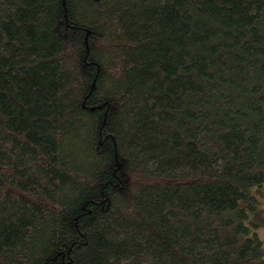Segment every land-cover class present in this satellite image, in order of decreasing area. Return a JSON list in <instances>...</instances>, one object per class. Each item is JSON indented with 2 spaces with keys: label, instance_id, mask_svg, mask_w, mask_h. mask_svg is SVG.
Listing matches in <instances>:
<instances>
[{
  "label": "trees",
  "instance_id": "trees-1",
  "mask_svg": "<svg viewBox=\"0 0 264 264\" xmlns=\"http://www.w3.org/2000/svg\"><path fill=\"white\" fill-rule=\"evenodd\" d=\"M264 0H0V264H264Z\"/></svg>",
  "mask_w": 264,
  "mask_h": 264
},
{
  "label": "rangeland",
  "instance_id": "rangeland-1",
  "mask_svg": "<svg viewBox=\"0 0 264 264\" xmlns=\"http://www.w3.org/2000/svg\"><path fill=\"white\" fill-rule=\"evenodd\" d=\"M259 197L260 207L258 211H254L251 213L250 217L258 224L256 228V232L260 237L264 236V188L255 192Z\"/></svg>",
  "mask_w": 264,
  "mask_h": 264
}]
</instances>
